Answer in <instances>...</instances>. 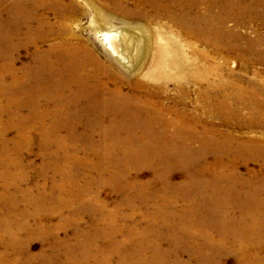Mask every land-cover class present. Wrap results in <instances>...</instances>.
Returning a JSON list of instances; mask_svg holds the SVG:
<instances>
[{"label":"bare ground","instance_id":"1","mask_svg":"<svg viewBox=\"0 0 264 264\" xmlns=\"http://www.w3.org/2000/svg\"><path fill=\"white\" fill-rule=\"evenodd\" d=\"M18 1L15 2V8H18L17 14L23 10V6H19L20 2ZM44 1L35 0L34 2L33 0V5L28 11L29 17L44 7ZM127 1L125 0L127 6L136 4L140 9L137 14H134L132 10H126L129 15L134 14L142 21L143 14H145L142 10L148 7L159 18L164 16L170 27H179L184 35V41L179 42L174 39L169 29L162 30L160 26L150 31L138 27L137 32L131 31L129 34L120 30L105 29L101 42L104 44L106 52L111 54L125 70L136 76H125L126 80H124L121 74L114 73L110 64L101 61L92 48L65 21L63 22L65 28L62 32H57L54 25L46 18L37 20L38 25L28 30V40L34 46V62L25 65L21 70L15 63H10L6 68L4 66L0 69V91H16L10 98L8 97L9 105L7 104V106L10 111L12 107L14 110L8 113V121L5 123L1 121V116L8 108L0 107V141L3 148L8 143L5 138L7 131L20 126L21 132L15 138L14 148L19 147L23 141L28 142L27 136L30 138L32 132L38 130L42 147L45 150L54 148L52 149L54 155L67 147L65 139L60 137V133L63 131L70 135L76 133L80 127L75 128L74 126L81 120L79 117L89 114L91 122L82 119L85 120L84 125L91 127L92 135L96 133L101 137L99 141H91V149L95 153L102 150V154L107 158L113 157V153H109L110 149L115 151L122 149L123 153L135 156L139 154L146 158L147 165L150 166L157 167L164 164L170 169L182 166L191 170L189 173L187 171L188 175L185 176L181 186H174L171 182L172 174L167 172V176L164 178L170 184L164 181L160 192L165 194L173 191L180 194L185 202L183 203L184 207L182 206L181 210L167 211L166 207L172 206L176 200L170 201V204L157 200L159 202L155 203L151 213L148 212L145 217L146 224L143 229L146 234L135 232L140 224L138 222H133L125 232L120 226V222H127L130 216L136 213L120 217L122 215L119 213L120 205L117 204L115 209L109 210L107 203L101 202L99 210L102 212V217L100 219L105 224V228L97 230L95 223L93 227L95 231H91V238H88L85 231L79 235L81 239L78 247H80L82 256L76 257L73 264L82 262L89 264L92 250L97 251L95 255L98 253L97 264H111L114 257L120 256L118 253L122 249L126 250L136 242L142 244V249L157 246L159 242L166 239L158 233V230H155V224L160 225L161 229L165 228L168 231L167 235L173 238L177 235V225L182 223V220H179L187 215V221L184 223L187 222L188 228L184 233L189 238L188 242L197 241L198 251L203 248L211 250L210 254L203 253L204 257L212 256L213 258L212 253L224 247L225 241L230 239L234 249L238 248L237 256L239 255L241 258L237 264H264V255H260L254 249L259 243L251 241L257 229L252 230L247 226L237 224L238 221L234 218L224 217V214L231 213L233 210L231 209L232 203L228 199L229 196L243 201L245 197H252V192L264 194V187L255 189L251 179L244 178L237 171L239 166H244L252 161H264V143L252 138H233L229 132L223 134L215 127H209V121L205 117L207 111L212 110V113L213 111L220 113L221 117L231 114V116L235 115L240 119L244 118L251 128H264V86L251 81L246 75L226 83L221 76V71L224 69L223 63L220 62L221 58L214 57L216 61L214 60L212 64L208 65L206 62L209 56L204 50L194 49L196 55L194 58L188 56L187 50L188 48L192 49L193 44H199L204 47L209 46L216 54L220 52L244 53L243 50L247 49H242L239 43L242 41L251 43L246 37V33L228 28L225 23L231 21L236 27L247 28V24L253 22L250 20L264 19V0H209L206 6H203L204 0H132V4H127ZM51 7L55 11L54 17L62 20L66 18L63 15H68L67 18L75 15L79 5L68 0L65 4H54ZM43 9L45 10V8ZM35 31L38 33V37L35 35ZM55 35L59 36V42L46 50L39 48V41L47 40L48 37ZM39 37L40 39H37ZM12 49L16 50L15 45ZM250 61V64L258 62L257 59L253 60L252 58ZM232 63L238 64V71H241V62L237 57L232 59ZM5 70H7L8 74L6 75L8 76L5 75ZM6 77L8 82L5 83ZM171 81L176 85L177 93L175 91V94L168 87ZM193 86H196L194 92L198 98L195 106H192L189 101ZM19 97L22 99L21 101H18ZM81 102L83 104L79 105ZM118 134H124L130 138L133 134H138L139 137L135 141L130 139L128 143H123L116 138ZM196 144H201V147L199 148V145L196 147ZM102 156H98V159H101L99 157ZM209 156H212L211 161L207 160ZM46 157L48 156L46 155ZM50 158L47 159L51 160ZM110 159L117 162L115 158ZM9 162L10 164L16 163L15 160ZM140 166L142 163L135 164L130 169L138 171ZM114 174L113 178L115 179L127 178L120 188L123 194L127 193L129 198H139L140 202L148 201L149 197L144 193V190L150 183L142 182L143 184L139 187L135 184V178L131 173L119 170ZM68 182L70 181L68 180ZM97 183L101 185V183L107 184L109 181L102 177ZM61 185L63 184L58 186L61 187ZM72 185L73 187L77 186L75 183ZM192 189L197 190L199 195L204 193L203 191L211 190L215 194L214 197L219 198L220 203L218 200L216 201L217 213L219 212L222 219L216 226L218 238H214L215 235H212V232L215 231L211 225L196 223L201 209L199 208V211L195 207L196 205H193L194 201L191 197L195 194L192 193ZM68 195L69 197L79 196V194L73 193H68ZM220 196H227V198ZM155 197L157 198V196ZM95 199L98 200V195L92 198L93 204ZM199 200L201 199L199 198ZM225 200L227 202L223 203ZM242 204L236 205L235 208L239 210L240 218L247 216V210L244 207L243 213L241 211ZM128 206L132 209L131 205ZM61 208L58 207V210ZM257 211L258 213L262 212L260 209ZM132 212L135 211L132 210ZM206 216L208 214L204 215L205 218ZM244 223L245 225L253 223L264 225V221L253 220L252 217L247 218ZM41 224L42 221L41 223L37 221V226ZM260 230L261 228H258V231ZM95 232L97 233L95 234ZM148 236L153 237L151 244L152 238L149 240ZM130 237L132 239L128 240ZM100 238L106 243L104 248L95 246V242H98L97 240ZM175 256L179 257L176 253ZM141 259L131 260L130 263L134 264L139 261L138 264H143Z\"/></svg>","mask_w":264,"mask_h":264},{"label":"rangeland","instance_id":"2","mask_svg":"<svg viewBox=\"0 0 264 264\" xmlns=\"http://www.w3.org/2000/svg\"><path fill=\"white\" fill-rule=\"evenodd\" d=\"M16 1L18 0H0V69L4 66V68H6L10 63H15L16 66L21 70L25 65L34 62V46L28 40V30L29 28L38 25L37 20H41L42 18H46V20L50 21V23L54 25L57 32H62V30L65 28L63 23L65 21V23L71 26L72 30L78 33L80 35L79 37L83 39L90 48H92V50L100 57L101 61L106 62V64H110L111 68L115 71L114 73L118 75L121 74L122 79L124 80H126L124 78L125 76H136L125 70L122 65L116 62L111 54L106 52L105 46L101 42L105 29L120 30L129 34L131 31L137 32L138 27L150 31L160 26V29L162 30L169 29L174 39L179 40V42L184 41V35L181 29L176 26L170 27L169 24L166 23L167 19L164 16L159 18L147 7L142 10V12L145 14H143L144 19L141 21L140 18L134 15L140 12L138 6L136 4L130 5L131 7L127 6L125 0H72V2L79 5V7L77 13L72 17L69 16L67 18L68 15H63V17H66L67 20H65L66 18H63L62 20L55 18V11L52 10L51 6L54 4H65L68 0H45L43 7L45 10L43 8L38 10L36 14L32 16L35 18L29 17L30 14L28 13L30 7L33 5V0L18 1L20 2L19 6H23L22 12H19L18 14L16 12L18 8H15ZM132 3V0L127 1V4ZM208 3L209 0H204L203 6H206ZM126 10H132L134 14L129 15V12H126ZM250 21L253 22H249L247 24V28L236 27L231 21H227L225 23L228 28L234 29L237 32L246 33V37L251 43H247V41H242L239 43V46L242 49H247L243 50L244 53L236 54L235 52H220L219 54H216L209 46L204 47L199 44H193L194 47L192 49H187L188 56H193L192 58H194L196 57L194 54V49H202L209 56L206 62L208 65L212 64L214 60L216 61L214 57L221 58L220 62L223 63L224 67V69L221 71V76L223 77L224 82L228 83L230 81H234L239 76L242 77L246 75L251 81L257 82L264 86V19L256 21L255 19H252ZM36 31L38 32L40 30ZM36 31L35 35L37 36L38 33ZM37 39H40V37ZM59 40L60 38L58 35H55L54 37L50 36L47 38V40L45 39L43 41H39L38 45L40 49L46 50L51 45L59 42ZM14 45L16 50L12 49ZM1 54L3 55L1 56ZM234 57H237L240 60L241 71H238V64L232 63V59ZM251 58L253 60L257 59L258 62L255 64H250ZM4 73L5 75L8 74L7 70H5ZM6 82H8L7 77L5 78V83ZM175 86L176 85H174V82L172 81L168 84L170 91L174 94L175 91L177 93ZM195 87L196 86H193V90L190 92L189 101L192 106H195L197 101L196 99H198L194 92V89H196ZM15 92L16 91L10 90H4V92L0 91V107L8 108L1 116V121L4 123L8 121V113L14 110L12 107L10 111V108L7 106V104L9 103L8 100L10 96ZM260 98L262 99V95ZM21 100L22 99L19 97L18 101ZM80 104H83V102L79 103V105ZM215 113L214 111L212 113V110H209L206 113L208 116L205 115L206 120L209 121V127L213 126L217 129V131L223 132V134L225 132H229V134H232L233 138H252L264 143V128H251L248 126L244 118L240 119L235 117V115L231 116L230 114L225 117H221L220 113L218 114L216 111ZM79 119L81 120L77 122L78 126L74 124L75 128L80 127L78 130L79 132L77 131L72 135H70L68 132L67 134L65 131L60 133V137L65 139V145L67 147L59 150L58 153L54 155L52 154V149L54 148H48L46 151L42 147L40 143V132L38 130L33 131L30 135V138L27 136L28 142L25 143L23 141L17 148H14L13 144L15 142L16 136H18L21 132L20 126H16L7 131L5 138L8 140V143L4 146V148L2 146V142L0 141V241L2 240L0 242V264H4L5 262L6 264H73V261L76 257L82 256L80 247H78L79 241L81 239L79 235L86 232L85 234L88 235V238H91V231L94 230L93 227L95 226V223L97 224V230L105 228V224L100 219L102 217V212L99 210L101 202H106L107 209L109 210L115 209L117 204L120 205L119 213L122 214L120 217L128 216L130 213H136L131 215L127 222H120V226L125 232L129 229L133 222H138L140 223L139 227H137V230L135 229V232L138 234H146L143 229L145 226L144 224H146L145 217L148 212L151 213L155 203H158L159 201H165L170 204V201L176 200V203H174L172 206L166 207L167 211L181 210L184 207L183 203L185 202L180 194L178 195L173 191L163 194V192H160V189L162 188L164 181L165 183H169V181H166L165 179L167 172L172 174V184L174 186H181L185 176L191 171L190 169L189 171L187 168L178 166L174 167V170L168 168V166L165 167L164 164H160V167L150 166L147 165L146 158L141 157L139 154L135 156L131 155L130 153H123L122 149L117 151L110 149L109 153H113V157L109 156L106 158V156L102 154V150L99 153H95L91 149V141L96 142L101 139V137L96 133L92 135L91 127L84 125L85 120L82 119H86V121L91 122V115H82L79 117ZM73 135H75L77 138ZM138 137V134H133L131 138L125 136L124 134H118L116 138L121 140L123 143H128L130 139L131 141H135L138 139ZM196 145V147H198V145L199 148L201 147V144ZM46 155L48 157H46ZM98 156H102L99 157L102 160L98 159ZM47 158H50L51 160ZM110 158L117 159V162ZM13 160H15L16 163L10 164L9 161ZM207 160L211 161L212 156H209ZM57 161H59V163H57ZM140 163H142V166L138 168V171L137 169H130L133 165H140ZM263 163L264 161L261 160L252 161L244 166H239L237 171L244 178L249 177L251 179V183L254 184L255 189L264 187ZM56 166L58 170H56ZM119 170H124L125 173H131V175L135 178V184L139 187L145 181V183H150L146 185V189L144 190V193L149 197L147 202H140L139 198H129L127 197V193L123 194V192L120 191L121 185L126 181L127 178H113L115 176L114 173H118ZM102 177L108 179L109 183H101V185L100 183H97L99 179H102ZM68 180L70 182H68ZM61 183L63 185H61V187L58 186ZM70 183H75V185L77 184L76 187H80H73V185L71 186ZM5 184H8L9 186ZM203 192L204 193H200L199 195L197 190L192 191V193L195 194L191 197L195 202H193V205H196L195 207H197V210L199 208L201 209V213L198 215V218H196V221H198L196 223H199V225H211L215 231L212 232V235H215L214 238H218L216 226H218L222 216L218 214L219 212L217 213L218 207L216 205V201L218 200L220 203V200L218 197H214L215 194H213L211 190ZM68 193H73L75 195L79 194V196L69 197L70 194L68 195ZM252 194L253 196L249 195L252 197H245V200L243 201L229 196L228 199L232 203L231 209L233 210H231V213L229 212L228 214H224V217H230L232 219L234 218L238 221L237 224L247 226L252 230L257 229L254 232L251 241L253 243L260 244V246L257 244L254 249L260 255H264V225L258 223L245 225L244 223L249 217H252L253 220L264 221V194L254 192H252ZM97 195L99 201L95 199V203L93 204L91 200ZM201 195L203 198L200 197ZM2 196H4V198H1ZM155 196H157V198ZM227 196L220 197L227 198ZM78 198L82 199L80 200ZM199 198L201 200H199ZM224 202L226 203L227 200L223 201V203ZM64 203H67L66 207ZM127 204L131 205L132 209ZM239 204H242V213L244 210L243 207L247 210V216L240 218L241 214L239 213V210L235 209L236 205ZM199 205L201 206L199 207ZM62 206L63 208H61ZM213 206L217 208H214ZM58 207L61 209L58 210ZM258 209L262 210V212L258 213ZM132 210L135 212H132ZM207 214L208 216L205 218L204 215ZM36 217H38V220H36ZM187 218L188 215L179 220H182V223L177 225V235L173 238L167 235L168 231H166L165 228L162 227L163 229H161L160 225L155 224V230H158V233L161 234L166 240L161 241V243L159 242L157 246H152L145 249L141 248L142 244H140V242L138 244L136 242L134 243L135 245L137 244L136 246L131 245L126 250L122 249L118 253L120 256L114 257L110 263L131 264V260L134 261L137 258H142L141 262L143 264H237L240 262L241 258L239 255L237 256V254H239L238 248L234 249L232 246L233 243H230V239L225 241L226 243L223 245V249L219 248L217 249L219 251L215 250L214 253H212L213 258L212 256L209 258L204 257L203 255L205 253L210 254L211 250H206L203 248V250L198 251L196 248L197 241L192 243L188 242L189 238L184 233L185 229L188 228L187 222L184 223V221H187ZM37 221L40 223L42 221V224L37 226ZM42 226L44 230L42 229ZM258 228H261V230L258 231ZM39 232L40 234H38ZM96 233L97 232H95V234ZM72 234L74 235L72 236ZM31 236H34L35 238ZM150 238H152V240H150ZM197 238H200V236H197ZM131 239L132 237L128 238V240ZM148 239L150 240L151 244L153 242V237L148 236ZM97 241L98 242H95V246L97 245V248L105 247L104 245H106V243L103 239L100 238ZM95 252L97 251H91V262L89 264H97L96 258L98 257V253L95 255ZM175 253L178 256L179 254L181 255L176 257ZM64 261L66 262L64 263ZM138 263L140 262L138 261ZM78 264L86 263L82 262Z\"/></svg>","mask_w":264,"mask_h":264}]
</instances>
